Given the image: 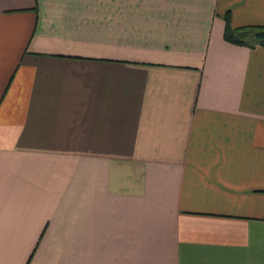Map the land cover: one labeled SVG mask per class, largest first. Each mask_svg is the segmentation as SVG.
Here are the masks:
<instances>
[{"label":"crops","instance_id":"0c3cea01","mask_svg":"<svg viewBox=\"0 0 264 264\" xmlns=\"http://www.w3.org/2000/svg\"><path fill=\"white\" fill-rule=\"evenodd\" d=\"M228 16L264 0H0V264H264V43Z\"/></svg>","mask_w":264,"mask_h":264},{"label":"trees","instance_id":"16d2710c","mask_svg":"<svg viewBox=\"0 0 264 264\" xmlns=\"http://www.w3.org/2000/svg\"><path fill=\"white\" fill-rule=\"evenodd\" d=\"M225 39L234 44L251 45L264 43V26L233 28L229 16L226 17ZM248 39V41H247Z\"/></svg>","mask_w":264,"mask_h":264}]
</instances>
